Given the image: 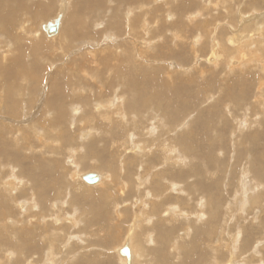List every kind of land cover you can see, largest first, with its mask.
Returning <instances> with one entry per match:
<instances>
[{"label":"bare ground","instance_id":"bare-ground-1","mask_svg":"<svg viewBox=\"0 0 264 264\" xmlns=\"http://www.w3.org/2000/svg\"><path fill=\"white\" fill-rule=\"evenodd\" d=\"M74 1L68 16L45 20L60 2L0 0V264H112L100 253H89L93 247L87 243L92 227L104 218L113 230L118 221L128 220L119 237L107 235L116 244L112 257L119 264H153L149 256L160 245L174 260L163 259V264H193V251L199 252L194 264L208 253L219 260L225 249L229 256L223 264H237L240 252L243 264H264V12L259 14L264 0H208L209 11L205 0ZM125 1L128 11L122 12ZM89 10L97 18L111 14L105 16L106 30L113 32L107 41L126 37L133 52L112 42L91 49L99 25L78 19ZM52 26L55 32L48 34ZM202 51H208L204 58ZM187 52L223 77L236 75L223 79V101L217 99L222 108L231 100L241 112L227 138L207 121L211 107L193 123L191 113L175 118L179 103L187 107L191 95L201 98L213 85L173 80L174 74L160 65L168 61L171 72H187L181 66ZM57 62L62 63L55 68ZM35 105L38 112L30 123ZM19 119L25 126H9L8 120ZM255 122L261 125L257 137L250 135V143L237 140L230 164V153L222 158L230 136L240 124L239 134L246 137ZM79 127L76 139L71 130ZM258 141L256 158L242 163L240 156L253 154ZM64 152L70 170L59 158ZM221 160L228 167L219 180L218 169L225 167ZM79 165L97 173L79 171ZM87 175H95L96 182L87 183ZM170 223L176 226L159 230ZM64 228L70 230L66 237ZM190 238L193 242L186 243ZM181 252L186 257L177 263Z\"/></svg>","mask_w":264,"mask_h":264},{"label":"rangeland","instance_id":"rangeland-1","mask_svg":"<svg viewBox=\"0 0 264 264\" xmlns=\"http://www.w3.org/2000/svg\"><path fill=\"white\" fill-rule=\"evenodd\" d=\"M34 1H39V0H34ZM54 1H56V0H54ZM58 2H60V4L58 3V7H57V9H55V12L54 13H52L51 15H49L48 16V18L46 19L45 18V20H49L50 18H53V19H55V18H57V16L58 17H60V18H62L63 17V15H67L68 16V14H69V12H73L74 11V7L73 6H71V5H73V3H75V1L74 0H67V2H66V0H57ZM204 1V0H203ZM199 2L201 5L204 3V2H206L205 4H203L204 5V7L203 8H205L204 10H206V11H209V5H207V3H208V0H205L204 2ZM243 1V0H242ZM62 2H66V4L68 5V7H66V9H65V11L64 12H62V11H60L61 10V8H60V6H61V3ZM71 2V3H70ZM156 2H157V4L160 2V1H158V0H156ZM88 4H89V2H88ZM105 4H106V2H105ZM104 4V5H105ZM202 5V6H203ZM206 5V6H205ZM261 5V9L262 10H260L259 11V14L260 13H263L264 12V5L263 4H260ZM87 6V5H86ZM115 6V5H114ZM114 6L113 7H110L111 8V10H112V8H114ZM125 6H126V8H125ZM105 7V6H104ZM233 7V6H232ZM68 8H69V10H68ZM116 8H118V7H116ZM121 11L122 12H127L128 11V5L126 4V1H125V3L124 4H122L121 5ZM131 9V12L132 11H134L135 12V10L137 9L136 7H131L130 8ZM138 9H139V7H138ZM86 10V9H85ZM59 11V12H58ZM78 11H84L82 8L81 9H79ZM137 11V10H136ZM188 11V13H194L196 10H194V9H190V10H187ZM62 13H64V14H62ZM96 13V12H95ZM95 13L93 12V10H89V12L88 13H86L85 15H82V14H79L78 15V19L82 22V23H84V25H88V24H92V25H99L98 27H97V32L99 33V38H96V39H92V40H94V41H96L97 40V42H95L94 43V45H96V46H94V47H91V49H93V50H95V49H100V47L101 46H104V44H105V46L104 47H106L109 43H111L112 42V40H110V41H107V39H106V37H110V35H113V32L112 31H110V30H106L107 28H106V23H105V16H107L108 18H110L111 17V14H105V15H103V16H100L99 18H97V17H95ZM57 14V15H56ZM90 14V15H89ZM137 13H135L134 14V16L136 15ZM261 15V14H260ZM67 16H66V18H67ZM93 16V17H92ZM133 16V15H132ZM77 17V16H76ZM203 17H206V15H204ZM44 20V21H45ZM42 21L43 20H40L39 19V21H36V25H35V27L37 26V24L38 25H40V23H42ZM105 23V24H104ZM84 25H80V27H81V29H84ZM105 28V29H104ZM39 29V28H38ZM37 29V30H38ZM39 31V30H38ZM43 34V33H42ZM193 33H191V32H189V34H188V37H194L193 35H192ZM44 35V34H43ZM101 36V37H100ZM106 36V37H105ZM77 38V37H76ZM46 40V39H45ZM84 39H82L81 41H83ZM91 40V41H92ZM116 42H112L113 44L114 43H122L123 45H126V47H127V49L130 51L131 50V52H133V47H132V44L131 43H129L128 42V40L126 39V37H125V39H123V42H120V41H117V40H115ZM192 40L190 39V42H191ZM91 43L92 44V42H90L89 41V39H87L86 41H85V43ZM79 43V42H78ZM78 43L76 42V45H78ZM88 43V44H89ZM209 47V46H208ZM206 50V49H205ZM206 52H208V51H205V54H206ZM15 54H16V52H15ZM203 55V56H201V55ZM200 54H199V52H198V56L200 57V58H204V56H205V54H204V51H202V52H200ZM189 56V57H188ZM146 59H147V57H145ZM42 59V58H41ZM43 63H46L48 60L46 59V55H44V57H43ZM152 58H150V60H151ZM147 60H149V58L147 59ZM174 60H176L175 58H174ZM178 60V59H177ZM176 60V61H177ZM64 63H65V61L66 60H62ZM166 62H168V61H163V63L161 62L160 63V65H162L163 66V68L165 69H168L167 68V65L168 64H170V63H166ZM175 62V61H174ZM178 62L180 63V60H178ZM184 62V63H183ZM195 62H197V61H195V59H194V56L193 55H191L190 53H188L187 52V58H186V60H184V61H182L180 64H181V66L183 65L185 68H189L188 70L189 71H187V72H171L169 69L168 70H166L165 69V71H167L169 74H174L173 76H172V79L174 80V79H178V77H182V78H189L190 80H192V79H194L196 82H198V83H200L201 85H205V84H211L212 82V86L211 87H209V88H207L206 90H204L205 92L202 94V96H201V98L200 97H198V96H196V97H192V95H191V103H190V105H188L187 107L186 106H183L182 104H178L177 105V112H175L176 113V116H175V118H176V120L178 119V114L179 115H181V116H185V115H187V114H190L191 113V120H190V122L189 123H193L195 120H198V119H200L201 117H202V115H203V111L204 110H208L210 107V109H212L211 111H212V114H210L209 115V117H208V120L207 121H210V122H212V129L214 128V127H216V128H214L213 130H215V132H216V134H218V133H220V131L222 132L223 130H224V135H225V133H226V138L228 137L227 136V134H230V129H233V127H234V122H232V121H234V119H239L240 117H241V112L238 110V108H236L235 106H233V102L230 100L229 102H231V103H224V105H223V107L224 108H222L221 107V105H219L220 103L221 104H223L222 102H217V99L218 98H220L221 100H222V98L224 97L223 96V94L225 93H223L222 94V90H221V88L223 87V83H224V88L226 87V82H225V80H230V79H234L235 77H236V75H230V76H222V75H220L219 73H221V72H218V70H216V69H212V68H209V66L207 67V64H206V62H205V60H198V62L196 63V64H194ZM62 62H57L56 64H54V66H55V68H58L59 66H60V64H61ZM166 63V64H165ZM159 64V63H158ZM150 65V64H149ZM152 65V64H151ZM48 66L49 65H47V68H48ZM182 66V67H183ZM201 66H203V67H201ZM204 68V69H203ZM51 70L53 69V67L52 68H50ZM197 70H203V71H205V72H203V73H205V74H203V76L202 77H200L199 76V73H197L196 74V71ZM48 72V71H47ZM47 72L46 73H43V74H45L43 77L45 78V76L47 75ZM49 73V72H48ZM182 73V74H181ZM223 79H225L224 81H223ZM24 84H25V82H23ZM226 91H228V90H226ZM208 96H210L209 97V99H208V101H207V97ZM197 97H198V99H197ZM211 97H213V99H211ZM193 98H195V99H193ZM223 101V100H222ZM236 102V101H235ZM214 104V105H213ZM225 104H228V106H225ZM238 104V101H237V103H236V105ZM241 106L243 105L242 103H239ZM215 105H217V106H215ZM37 108H36V105L34 106V108H33V110H32V114L30 113V116H28V119H29V121H30V123L35 119V116L33 115V113H34V110H36ZM230 111H229V110ZM233 109V110H232ZM216 110H218V112L216 111ZM226 110H227V112H226ZM37 111V110H36ZM220 111V112H219ZM229 111V112H228ZM243 111V110H242ZM38 112V111H37ZM216 112L218 113V114H216ZM225 114H224V113ZM214 113V114H213ZM220 114H224V120H222V121H220V119H219V115ZM36 116H38V114L36 115ZM227 116V117H226ZM34 117V118H33ZM214 117V118H213ZM217 117V118H216ZM232 117V118H231ZM236 117V118H235ZM209 118L211 119V120H209ZM228 118V119H227ZM8 119V118H7ZM0 120H2V118H0ZM6 120V119H5ZM24 119H22V120H15L16 122H18V123H16L15 121V123H13L12 121H10V120H8L9 122H10V125H9V123L7 124V125H9V126H16L17 124V126H20V127H23V126H25V125H23V121ZM261 122V121H260ZM259 122V123H260ZM1 123H4V122H1ZM14 125H13V124ZM27 123V122H26ZM227 123V124H226ZM5 124V123H4ZM20 124V125H19ZM232 124H233V126H232ZM255 124H256V122H255ZM224 125V126H223ZM224 127V129H222L223 127ZM240 126V124H238V126L235 128V131H234V136L235 137H233V138H236V140L234 141V139L232 138V136H230L231 137V139H230V145H229V143H226V145H225V147L224 148H228V150H227V148L225 149V153H224V155H223V153H222V158L224 157H227V155H229V153L231 154L230 155V159H229V163L231 164L233 161H234V158H235V154H234V150H232L233 148H237V147H235V143H236V141L237 140H239L240 139V142H242V143H244V141L245 142H247V143H250V142H248V137L250 136V135H252V134H254L256 137H257V135H258V132H257V130L259 131V128L261 127V125H258V124H256V125H252L251 127L252 128H248L247 130L249 131V133L248 134H246V137H241L240 135H242V134H239V132L244 128V127H239ZM225 127H227V128H225ZM74 130H71L73 133H74V135H75V137H76V139H77V136H78V129H80V127L79 128H73ZM218 129V130H217ZM212 130V131H213ZM77 131V132H76ZM80 132H81V129H80ZM223 133V132H222ZM238 133V134H237ZM243 134H245L246 133V130L245 131H243L242 132ZM232 134V133H231ZM230 134V135H231ZM237 134V135H236ZM214 135V134H213ZM223 138H225V137H223ZM79 140H80V136H79V138H78ZM227 140H229V139H227ZM77 142V141H76ZM228 142V141H227ZM76 144H78V143H76ZM251 144H252V142H251ZM91 146V145H90ZM243 147H245L246 149H248V148H250V146L248 145V144H245V145H242ZM256 148H254V150L252 151L253 152V154H250L248 151H245L244 153H243V155H241L240 157H243L242 159H243V162L242 163H246V164H250L251 162H252V160H254L255 158H256V156L258 155V150H259V141L256 143ZM228 151V152H227ZM230 151V152H229ZM65 155V156H64ZM220 155H221V153H220ZM67 156V153L66 152H64V154L62 155V156H59V158L61 159V161L63 162V166H64V168L65 169H71V168H69L68 166H69V163H70V160L71 159H67L69 162H68V165H64V161H67L66 159H65V157ZM229 157V156H228ZM198 162L200 163V164H198ZM221 164L223 165V166H225V167H223V170L222 169H218V173H217V176H215V179H219V180H222V178H223V175L222 174H225V168H227L228 166L226 165L227 164V162H224L223 160H221ZM203 163V162H202ZM213 163V162H212ZM212 163L210 162V164H211V166L213 167V165H212ZM195 164H197V166H199V165H201V162L199 161V160H197V162L195 161ZM244 164L241 166V167H243L244 166ZM207 165H209L208 164V162H207ZM255 165H257V163L255 164ZM68 167V168H67ZM70 167H72V165L70 166ZM211 168V167H210ZM261 168H262V172H264V165H262L261 166ZM82 169V170H81ZM86 169V167H84L83 165H79V168H78V170L79 171H85L86 173H97V170L95 169H91V170H85ZM87 169H89V168H87ZM131 170V169H130ZM240 170V169H239ZM222 172H224V173H222ZM82 173V172H81ZM218 174H219V176H218ZM221 176V177H220ZM201 178H203L204 179V177H201ZM208 181H211V180H206V182H208ZM203 182H204V180H203ZM205 182V185L207 186V187H209L210 185L208 184V183H206ZM189 184H192L191 182L189 183ZM211 185H212V181H211ZM214 188V187H213ZM223 190V188L221 189V188H219L218 189V191H214L213 189L211 190L212 192L211 193H215L216 194V192H219V191H222ZM214 191V192H213ZM230 192V191H229ZM130 194V193H129ZM215 194H213V195H215ZM24 199V198H23ZM66 209H68V208H66ZM21 210V209H20ZM161 211V210H160ZM127 216H130V215H127ZM101 221H102V219H101ZM108 223H106V222ZM128 220H120V221H118L117 223L119 224V228H117V230H113V227H111L112 225H111V223H110V221H109V218H104L103 219V222H102V224L100 225V226H97V227H92L93 229H92V232H93V237L91 236V237H89L87 240V243H88V245L89 244H91V245H89L90 247H93L92 248V250H90V251H92V252H89V253H92V254H98V253H100V255L102 256V258L105 260H111V262H112V264H119V262H120V260L118 259V257L116 258V259H118L119 261H117L114 257H112V255H114L115 254V251L113 252V248L115 247V245H114V243H112V240H110L109 241V236H107V235H114L116 238L117 237H119V235L118 234H122L123 232H122V230L123 231H125L126 229L125 228H123V227H126V225L128 224V222H127ZM122 223V224H121ZM64 225V226H63ZM62 226L63 227H66V224H62ZM169 226H171V228H173V226H176V224L175 223H173V225L170 223L169 225H165V226H159V230L160 231H164V230H168V228L169 229H171ZM109 227H110V229H112L113 231H111L110 229H109ZM65 231V232H64ZM64 231H63V233L65 234V237L67 236V234H69L70 232V230H67L66 228H64ZM72 231V230H71ZM107 232H108V234H107ZM121 232V233H120ZM104 233V234H103ZM111 233V234H110ZM104 236H103V235ZM173 234V235H172ZM176 236V234H175V232H172L171 233V235H170V240H171V242H172V240L174 239V237ZM253 236V234H249V236H248V238H250L251 239V237ZM65 237H64V239H65ZM192 237V236H191ZM63 238H62V240H64ZM61 239H60V241H62ZM193 239L192 238H190V240H188V241H186V243H189V241L191 242ZM60 241H59V243H60ZM106 242L107 244H105L106 245V247H102V246H100V244H99V242ZM109 241V242H108ZM158 242V244H161V242L160 241H157ZM193 242V241H192ZM98 243V244H97ZM76 246V247H75ZM243 246H245V247H247V246H250V245H248V243H246V245H243ZM73 247H75V248H77V247H79L78 246V244L76 243H74V246ZM101 249H104V250H102V251H100L99 249L100 248ZM160 247V248H159ZM163 248V245H160V246H158V250L157 251H159V252H157V254H153V255H151V256H149L150 257V261L152 260L153 261V264H163V259L164 260H166V262L167 261H172L173 260V257L172 256H170V255H172V254H170V253H168V251L167 250H164V248ZM240 248V247H239ZM72 249V248H71ZM161 250V252H163V253H161L160 252V250ZM228 249V248H227ZM250 249V248H249ZM248 249V250H249ZM240 250H241V248H240ZM248 250L246 251H244L245 253L246 252H248ZM100 251V252H99ZM222 251H224V252H222ZM166 254H165V253ZM162 255H161V254ZM242 252H240L239 254H238V256H236L235 257V259H236V263L238 264H243L244 263V260H242L241 259V254ZM193 254H195L194 255V258H193V264L195 263V261H196V258L199 256L198 254H199V252H197V251H193ZM221 254H222V257L221 256H217V258H219V260L217 259V260H215L214 259V257L212 256V254L210 253H208L205 257H204V259L202 258L201 259V262L202 263H200V264H203V261H205V259H206V263L207 264H214V263H216L217 261H219V263H221V264H223L224 263V261H226L228 258H227V255H228V253L226 254V249L225 250H221ZM225 256H224V255ZM180 258H179V260L177 261V263H181L184 259H185V255H184V252H181L180 253ZM264 255V254H263ZM262 255V256H263ZM28 256V255H27ZM122 256V255H121ZM153 256V257H152ZM163 256H164V258H163ZM210 256V257H209ZM229 256V255H228ZM32 258V257H31ZM114 258V259H113ZM156 258V259H155ZM166 258V259H165ZM210 258V259H209ZM38 259V255H37V258H36V256H35V259H33V260H37ZM65 259V258H64ZM114 261H113V260ZM214 259V260H213ZM239 259V260H238ZM156 260V262L157 263H155L154 261ZM264 260V259H263ZM174 261V260H173ZM248 261H254V260H251V259H249ZM256 262L257 261H254V262H247V263H245V264H256ZM103 264L105 263V261H103L102 262ZM102 263H100V264H102ZM121 263V262H120ZM55 264H57V263H55ZM205 264V263H204Z\"/></svg>","mask_w":264,"mask_h":264},{"label":"water","instance_id":"water-1","mask_svg":"<svg viewBox=\"0 0 264 264\" xmlns=\"http://www.w3.org/2000/svg\"><path fill=\"white\" fill-rule=\"evenodd\" d=\"M54 32H55V28L53 26L48 29V34H52ZM85 181L87 183L93 184V183L96 182V176L95 175H87V176H85ZM121 254L127 255V250L126 249H123L121 251Z\"/></svg>","mask_w":264,"mask_h":264}]
</instances>
